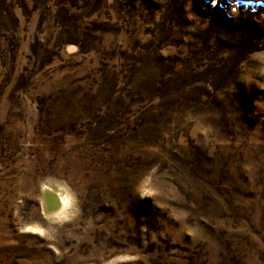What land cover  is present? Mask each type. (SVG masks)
I'll return each instance as SVG.
<instances>
[{
    "label": "rangeland",
    "instance_id": "obj_1",
    "mask_svg": "<svg viewBox=\"0 0 264 264\" xmlns=\"http://www.w3.org/2000/svg\"><path fill=\"white\" fill-rule=\"evenodd\" d=\"M0 264H264V0H0Z\"/></svg>",
    "mask_w": 264,
    "mask_h": 264
},
{
    "label": "bare ground",
    "instance_id": "obj_2",
    "mask_svg": "<svg viewBox=\"0 0 264 264\" xmlns=\"http://www.w3.org/2000/svg\"><path fill=\"white\" fill-rule=\"evenodd\" d=\"M45 187V186H44ZM59 198H56V196H54V198L51 199V202L49 203L51 207H53V209L55 208L54 206L58 205L60 202V198L62 199V201H64L65 196L63 193L60 192V195L58 196ZM68 197V196H67ZM49 201V200H48ZM61 203V202H60ZM64 203V202H63ZM57 207V206H56ZM58 210V209H57Z\"/></svg>",
    "mask_w": 264,
    "mask_h": 264
}]
</instances>
